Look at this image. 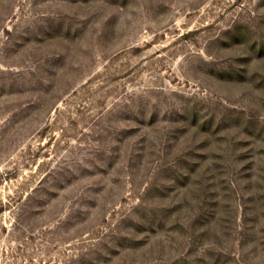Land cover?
Segmentation results:
<instances>
[{"label":"rangeland","instance_id":"374dc122","mask_svg":"<svg viewBox=\"0 0 264 264\" xmlns=\"http://www.w3.org/2000/svg\"><path fill=\"white\" fill-rule=\"evenodd\" d=\"M0 264H264V0H0Z\"/></svg>","mask_w":264,"mask_h":264}]
</instances>
